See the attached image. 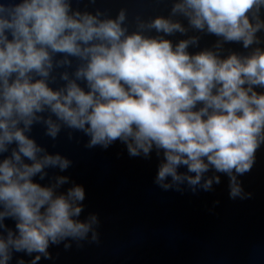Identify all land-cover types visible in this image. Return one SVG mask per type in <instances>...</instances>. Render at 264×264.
<instances>
[{
  "label": "clouds",
  "instance_id": "9594fccd",
  "mask_svg": "<svg viewBox=\"0 0 264 264\" xmlns=\"http://www.w3.org/2000/svg\"><path fill=\"white\" fill-rule=\"evenodd\" d=\"M170 3L168 15H137L129 31L125 8L113 17L74 8L73 0H0V264L14 252L37 264L52 258V245L100 238L98 214L80 218L82 185L59 191L69 176L47 185L34 179L72 165L37 142L35 125L52 140L62 129L69 140L83 133L87 148L119 140L133 157L162 153L156 183L164 190L184 183L211 190L220 175L205 174L214 170L229 177L230 198L251 196L237 177L264 145V92L256 90L264 88V0ZM190 32L219 39L190 53L200 41ZM176 33L186 38L173 44ZM231 42L251 51L222 56ZM57 79L63 83L53 87Z\"/></svg>",
  "mask_w": 264,
  "mask_h": 264
},
{
  "label": "water",
  "instance_id": "95a60500",
  "mask_svg": "<svg viewBox=\"0 0 264 264\" xmlns=\"http://www.w3.org/2000/svg\"><path fill=\"white\" fill-rule=\"evenodd\" d=\"M73 7L95 12L105 11L115 17L121 8L127 9L129 31L136 29V16L147 20L156 15H168L170 0H73ZM264 18V13H262ZM182 22L187 25L186 20ZM155 35L156 33H151ZM200 36L198 46L190 53L213 48L218 37L207 33L190 32ZM264 47V31L258 33ZM173 44L186 38L180 33L168 37ZM255 47V45L253 46ZM242 43H225L221 52L248 54ZM77 61H73L74 70ZM63 69H58L57 72ZM57 79L52 85L59 87ZM264 92V88H257ZM62 129L56 140L35 125L31 135L50 153L59 152L72 161L65 171L47 169L48 177L40 180L47 185L52 177L66 175L70 182L59 191H66L73 183L84 187L86 197L81 219L96 213L100 219L98 242H72L49 248L51 259L41 258L37 264H264V145L256 153L251 171L238 176L245 193L250 197L233 199L229 196V177L210 170L207 176L220 175V183L213 182L211 190L193 191L187 183L164 190L156 183L158 166L163 154L156 151L145 157L129 155L124 143L117 140L107 149L87 148L89 137ZM14 146V145H13ZM7 155V154H5ZM179 171L186 168L181 166ZM171 178H169L170 180ZM5 223L15 228V221ZM35 255V254H33ZM32 255L14 252L9 264H31Z\"/></svg>",
  "mask_w": 264,
  "mask_h": 264
}]
</instances>
